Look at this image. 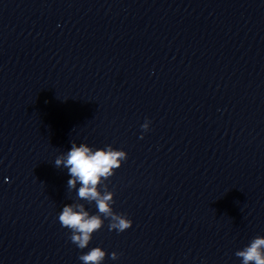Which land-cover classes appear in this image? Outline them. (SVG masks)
<instances>
[{
	"label": "clouds",
	"instance_id": "clouds-1",
	"mask_svg": "<svg viewBox=\"0 0 264 264\" xmlns=\"http://www.w3.org/2000/svg\"><path fill=\"white\" fill-rule=\"evenodd\" d=\"M150 123L146 120L141 128L148 131ZM127 158L124 150L115 149L111 145L94 149L87 143L77 145L73 141L70 150L55 159V166H63L71 177L67 181L68 189H77L79 184L78 199L89 204L94 202L98 210L97 214H90L83 203L75 202L64 205L59 214L61 226L70 230V240L79 249L88 247L93 234L103 227L105 219L109 221L110 231L122 233L132 227L133 222L126 214L113 210L115 194L108 190L105 183ZM106 255L101 247H93L78 258L82 264H103ZM235 255L242 259V264H264V237L253 238L242 250L236 251ZM118 258L116 252L111 253L112 260Z\"/></svg>",
	"mask_w": 264,
	"mask_h": 264
}]
</instances>
